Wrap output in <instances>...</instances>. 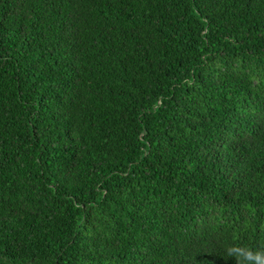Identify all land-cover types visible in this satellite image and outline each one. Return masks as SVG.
<instances>
[{"label":"trees","instance_id":"obj_1","mask_svg":"<svg viewBox=\"0 0 264 264\" xmlns=\"http://www.w3.org/2000/svg\"><path fill=\"white\" fill-rule=\"evenodd\" d=\"M230 249L264 258V0H0V264Z\"/></svg>","mask_w":264,"mask_h":264},{"label":"clouds","instance_id":"obj_2","mask_svg":"<svg viewBox=\"0 0 264 264\" xmlns=\"http://www.w3.org/2000/svg\"><path fill=\"white\" fill-rule=\"evenodd\" d=\"M234 253H238V254L242 255L244 257L245 264H247V262H251V261H255V264H264V258H262V255L259 252L252 253L249 250L240 251L237 249H230L229 250L230 255H232Z\"/></svg>","mask_w":264,"mask_h":264}]
</instances>
